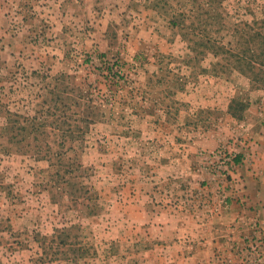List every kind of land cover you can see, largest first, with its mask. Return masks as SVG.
Listing matches in <instances>:
<instances>
[{
    "label": "rangeland",
    "instance_id": "374dc122",
    "mask_svg": "<svg viewBox=\"0 0 264 264\" xmlns=\"http://www.w3.org/2000/svg\"><path fill=\"white\" fill-rule=\"evenodd\" d=\"M262 98L264 0H0V264H170L154 212L192 146L235 184L205 146Z\"/></svg>",
    "mask_w": 264,
    "mask_h": 264
},
{
    "label": "crops",
    "instance_id": "0c3cea01",
    "mask_svg": "<svg viewBox=\"0 0 264 264\" xmlns=\"http://www.w3.org/2000/svg\"><path fill=\"white\" fill-rule=\"evenodd\" d=\"M236 126L231 137L215 134L214 142L204 150L213 152L222 143L238 153L235 184L232 181V189L227 187L229 205L217 209L223 186L205 170L204 159L198 157L199 146H192L189 153L194 177L186 181L195 180L197 198L185 207L180 203L160 206L151 220V228L159 233L157 240L168 249L160 253L162 262L243 264L240 251L257 234V226L264 227V98L252 103Z\"/></svg>",
    "mask_w": 264,
    "mask_h": 264
},
{
    "label": "built area",
    "instance_id": "2783aa9c",
    "mask_svg": "<svg viewBox=\"0 0 264 264\" xmlns=\"http://www.w3.org/2000/svg\"><path fill=\"white\" fill-rule=\"evenodd\" d=\"M237 158H238V154L233 153L226 149L220 150L218 154L214 156L213 160L216 159L217 161L213 163L211 162L210 166L212 167L216 166V168H214V172L217 173L218 176H220V173L223 175V177H221L222 176L221 175L220 176L221 178L219 179L220 181L222 180L221 182L225 183L224 180H227L226 179L227 176L232 177L233 171L239 165V162L236 161ZM216 163L219 166H217ZM219 169L222 170L223 172L221 171L219 172ZM229 180L231 181L232 184V178H230ZM221 195H222V205L223 207H227L229 205V198L231 196H228V192L225 189ZM263 246H264V227L261 228L260 226H257V234H255L253 238L249 239V247H251L250 254L253 256L254 262L257 264H264V252L262 251Z\"/></svg>",
    "mask_w": 264,
    "mask_h": 264
},
{
    "label": "trees",
    "instance_id": "16d2710c",
    "mask_svg": "<svg viewBox=\"0 0 264 264\" xmlns=\"http://www.w3.org/2000/svg\"><path fill=\"white\" fill-rule=\"evenodd\" d=\"M248 108H246L245 109V111L247 110ZM234 116H235V114H234ZM237 162H240V159H239V157L237 158V160H236Z\"/></svg>",
    "mask_w": 264,
    "mask_h": 264
}]
</instances>
